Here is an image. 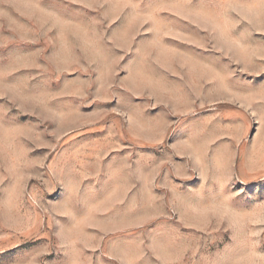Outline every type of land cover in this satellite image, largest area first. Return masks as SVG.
<instances>
[{
    "label": "rangeland",
    "instance_id": "1",
    "mask_svg": "<svg viewBox=\"0 0 264 264\" xmlns=\"http://www.w3.org/2000/svg\"><path fill=\"white\" fill-rule=\"evenodd\" d=\"M0 264H264V0H0Z\"/></svg>",
    "mask_w": 264,
    "mask_h": 264
}]
</instances>
